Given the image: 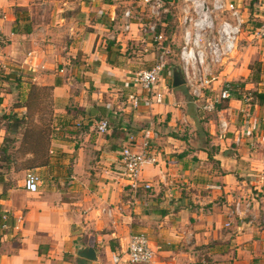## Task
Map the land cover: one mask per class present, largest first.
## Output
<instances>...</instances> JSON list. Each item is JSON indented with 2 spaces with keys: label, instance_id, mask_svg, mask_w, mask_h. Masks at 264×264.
Returning <instances> with one entry per match:
<instances>
[{
  "label": "crops",
  "instance_id": "crops-1",
  "mask_svg": "<svg viewBox=\"0 0 264 264\" xmlns=\"http://www.w3.org/2000/svg\"><path fill=\"white\" fill-rule=\"evenodd\" d=\"M109 4L0 0V69L29 74L31 88H49L54 103L40 112L44 122L17 130L2 151V117L28 110L0 91V264H130L124 250L135 232L155 249L144 264H264V103L231 99L202 134L190 110L197 101L163 74L164 97L131 110L127 88L118 95L129 70L112 61L124 43L109 38L116 33L114 12H103ZM242 13L259 22L264 0L246 1ZM102 118L104 134L95 129ZM149 128L154 161L131 186L120 150L129 143L139 150ZM28 171L41 178L38 192L24 187ZM236 201L250 203L245 215L235 213ZM82 247L95 259L78 255ZM113 252L122 255L117 263Z\"/></svg>",
  "mask_w": 264,
  "mask_h": 264
},
{
  "label": "built area",
  "instance_id": "built-area-1",
  "mask_svg": "<svg viewBox=\"0 0 264 264\" xmlns=\"http://www.w3.org/2000/svg\"><path fill=\"white\" fill-rule=\"evenodd\" d=\"M149 14L160 20L164 14L168 13V7L172 1L165 0H138ZM179 27L181 31V44L178 50V62L181 66L184 85L190 95L197 101H203L200 106L204 111H215L216 105L226 99H230L229 80L224 81L219 89L215 88L219 83L221 72L218 69L229 60L231 54L236 50V43L243 27L249 19L243 15L245 2L248 0H180ZM260 20L248 27L247 37L250 41H264V13L259 16ZM134 23L132 21V11L127 8L123 12L121 32L116 34L111 32L110 39L119 42L118 37L122 33H129ZM155 41L161 39V35L156 33V23L149 26ZM1 32V30H0ZM165 49H161L157 54L155 62L147 68H140L128 72L126 81V99L131 110L140 107L143 100L161 99L165 95L166 89L160 85L164 81L163 74L166 68ZM163 88H165L163 86ZM207 91L216 92L215 95L207 94ZM231 100V99H230ZM244 104L252 100V93L246 90L243 97L238 99ZM219 126L222 131L227 127V122L221 120ZM109 122L106 118L100 119L95 124L97 132L104 134L108 131ZM150 128L145 129L144 139L139 150L132 144L124 145L120 150L122 161V175L129 181L131 186H138L142 167L145 163L153 162L148 152V139L150 138ZM133 141V137L129 138ZM264 164V155L262 156ZM41 184L40 176L34 171H28L24 177V187L29 192H38ZM150 187L145 184V188ZM250 206L246 202L242 208V202L236 201L234 205L235 213L239 216L246 214ZM8 215L3 214V227H6ZM18 220H22L18 217ZM124 253L130 264L149 263L155 256L150 238L145 232L132 233L127 241ZM121 256L113 252L112 260L117 263Z\"/></svg>",
  "mask_w": 264,
  "mask_h": 264
},
{
  "label": "rangeland",
  "instance_id": "rangeland-1",
  "mask_svg": "<svg viewBox=\"0 0 264 264\" xmlns=\"http://www.w3.org/2000/svg\"><path fill=\"white\" fill-rule=\"evenodd\" d=\"M103 1H106L108 4L110 3L109 6L111 5V7L106 9V11L103 9V12H106L107 16L108 14L114 12L113 21H111L112 27L110 26V28H114L116 33L121 32L122 16L123 12L127 8L132 11V21L134 23L132 30L129 33H122L123 35L119 37V43H124V46H122L123 50L120 52V50L116 48L114 50L112 61L123 64L125 63L126 69H128L129 72L140 68H147L155 62L157 54H159L160 50L163 48L166 50V68L164 71V77L166 78L167 83L170 84L174 90L180 91L186 96V98L191 99L190 93L187 91L188 89L183 87L184 84L179 86L172 85V71L171 67L167 65L168 63H175V61V64H179V62H177V57L179 46L181 44V31L179 27L181 1L171 0L172 3L167 6L169 12L164 14L160 20L152 17L148 10L142 6L138 0ZM252 8V13H259L261 10L256 6ZM253 19L254 18L250 17L248 25L246 24L243 27V31L239 35V39L236 43V50L231 54L229 60H227L225 64L218 69V71L221 72V75L219 77L220 82L216 85L217 90L224 81L229 80L237 82L242 94L245 93L246 90H250L253 98L254 93L258 92V89L255 87L257 83L252 81V78L257 75L258 72L259 81L263 83L261 90H264V42L250 41L246 38L249 30L248 27L258 22ZM152 23H156V31L159 28V32L157 33L161 35V39L159 41L154 40L153 33L149 29V26ZM129 35H131L132 38H130ZM20 76L24 77L26 83L23 84L19 91L11 90L13 89V83L9 82H1L0 91L10 94L12 93L15 100L18 98V94L23 99L27 98L26 101H23L22 103H26L28 111L26 112L25 117L28 118L22 117L23 121L19 129L29 128V130H31L32 127H36L35 125L41 124V122L45 121L46 117H42L40 112L43 110L45 112H49L53 109L54 103L52 96L50 95L51 93L49 88L35 87V85L31 88L30 84H32V81L30 80L29 74L21 73ZM251 84L253 86H251ZM126 88L128 87H123V90L119 91V97L123 96V92ZM216 92L207 91V94L215 95ZM26 94H28L27 97ZM16 102L17 101H14L12 103L13 107ZM196 104H198L196 107L192 104L190 106V110L196 117V128L200 131V133L204 134L206 128L210 129L213 124L218 125V119L216 122V116L212 111L209 112L200 109V106L203 104L202 100ZM2 118L5 119L8 124V119L5 118V115ZM210 120H214L213 124L210 123ZM10 135L13 136V133ZM31 144L39 145V142L33 140Z\"/></svg>",
  "mask_w": 264,
  "mask_h": 264
},
{
  "label": "trees",
  "instance_id": "trees-1",
  "mask_svg": "<svg viewBox=\"0 0 264 264\" xmlns=\"http://www.w3.org/2000/svg\"><path fill=\"white\" fill-rule=\"evenodd\" d=\"M165 1H171V0H165ZM159 32V28L157 29L156 33ZM178 59V58H177ZM178 62V61H177ZM176 63V61H175ZM175 63H168L167 65L169 67L172 68V66L176 65ZM252 81L258 83L259 82V72L257 73V75H255L252 78ZM1 82H9V83H13V89L11 90H15V91H19L21 89V87L23 86V80L22 77L20 75H17L15 72H9V73H4L3 70L0 69V83ZM228 83L230 84V99H240L243 97V94L240 92L241 89H239L237 82H233V81H228ZM243 88V87H242ZM240 92V93H239ZM27 98L23 99L19 94H18V98H17V102L14 104V107H26V103H22L23 101H26ZM230 99H226V100H222L220 101L217 105H216V110L221 109V108H225L227 105V102ZM257 100L259 103H264V92L263 91H258L256 93H254V97L252 98V100ZM212 111V112H216ZM5 118L8 119V124H7V132H6V136L4 138L3 144L1 146V150L5 151L7 149V145L10 142H13L14 139L12 138V136L10 135L11 133H14L20 128V125L22 124L23 118L22 117H17L16 114L12 115L11 117L9 115H5ZM10 118V119H9ZM10 135V137H9Z\"/></svg>",
  "mask_w": 264,
  "mask_h": 264
},
{
  "label": "water",
  "instance_id": "water-1",
  "mask_svg": "<svg viewBox=\"0 0 264 264\" xmlns=\"http://www.w3.org/2000/svg\"><path fill=\"white\" fill-rule=\"evenodd\" d=\"M172 74H173V86H179L181 84H184V76L181 69V66L179 64H176L172 66L171 68ZM78 255H81L83 257H86L88 259H95V251L92 247H82L78 251Z\"/></svg>",
  "mask_w": 264,
  "mask_h": 264
}]
</instances>
